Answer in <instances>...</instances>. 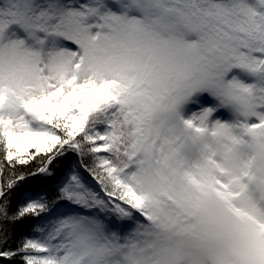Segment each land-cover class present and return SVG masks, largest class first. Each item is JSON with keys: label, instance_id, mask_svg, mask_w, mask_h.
<instances>
[{"label": "snow or ice", "instance_id": "obj_1", "mask_svg": "<svg viewBox=\"0 0 264 264\" xmlns=\"http://www.w3.org/2000/svg\"><path fill=\"white\" fill-rule=\"evenodd\" d=\"M0 264H264V0H0Z\"/></svg>", "mask_w": 264, "mask_h": 264}, {"label": "trees", "instance_id": "obj_2", "mask_svg": "<svg viewBox=\"0 0 264 264\" xmlns=\"http://www.w3.org/2000/svg\"><path fill=\"white\" fill-rule=\"evenodd\" d=\"M30 222H26L24 226H21L20 228L17 229V235H20L21 233H27L28 232V228H27V224ZM13 246H15L13 244Z\"/></svg>", "mask_w": 264, "mask_h": 264}]
</instances>
